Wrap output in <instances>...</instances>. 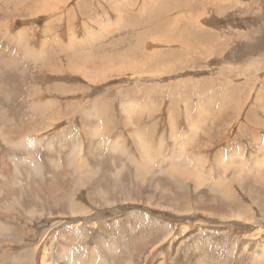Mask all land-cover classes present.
<instances>
[{"label": "rangeland", "instance_id": "374dc122", "mask_svg": "<svg viewBox=\"0 0 264 264\" xmlns=\"http://www.w3.org/2000/svg\"><path fill=\"white\" fill-rule=\"evenodd\" d=\"M250 117L264 0H0V264H264Z\"/></svg>", "mask_w": 264, "mask_h": 264}, {"label": "bare ground", "instance_id": "6f19581e", "mask_svg": "<svg viewBox=\"0 0 264 264\" xmlns=\"http://www.w3.org/2000/svg\"><path fill=\"white\" fill-rule=\"evenodd\" d=\"M202 47V46H201ZM173 124V123H172ZM175 125V124H174ZM176 127V126H175ZM174 129V128H173ZM144 147V146H143ZM142 147V148H143ZM145 148V147H144ZM143 148V149H144ZM69 159V158H68ZM33 160V159H32ZM71 160V159H70ZM258 161V160H257ZM257 163V162H256ZM32 164V163H31ZM184 164H185V162H184ZM196 165V164H195ZM228 165V164H227ZM258 165V164H257ZM185 166V165H184ZM178 167V166H177ZM183 167V166H182ZM184 168V167H183ZM190 168V167H189ZM227 168V167H226ZM225 168V169H226ZM248 169H245V167H242V169H240V170H242V174L240 173L239 174V177L241 178V176L242 175H244L245 173H243V172H245L246 170H248V171H250V172H252V174H250L251 175V177H252V175L254 176V177H256V175L258 174V173H255V172H253L252 171V169L253 170H255V167L253 166V167H247ZM85 169H86V167H85ZM88 169V168H87ZM178 170H179V168H177ZM190 169H192V168H190ZM231 169V168H230ZM149 170H151L150 168H147V167H143L142 168V171L144 172V173H148V171ZM181 170H183V169H181ZM188 170V169H187ZM77 172H79L80 173V175H83L84 174V172H83V170L82 169H77L76 170ZM171 171V170H170ZM188 171H190V170H188ZM193 171V170H192ZM184 172V171H183ZM186 172V171H185ZM184 172V173H185ZM191 172V171H190ZM194 172V171H193ZM192 172V174H196V173H193ZM221 172H223V171H221ZM180 174V175H186V174ZM247 174H249V173H247ZM202 177V176H201ZM229 177V176H228ZM185 178H186V176H185ZM195 179V178H194ZM197 179V178H196ZM195 179V180H196ZM199 179V178H198ZM83 180V179H82ZM237 180H239V178H237ZM246 180V179H245ZM156 181V180H155ZM154 181V182H155ZM78 183H80L81 184V181H77ZM224 182V181H223ZM221 183L220 184V187L221 188H219V187H213L212 188V190L210 191V192H212V194L213 193H218V194H220V197H223V198H225L226 200H227V198L229 199V198H232L233 196H232V193H231V189H230V187H231V182H229L226 186H223L224 185V183ZM212 183H214V182H212ZM19 192V191H18ZM204 192H207V191H204ZM8 193V192H7ZM9 206V205H8ZM10 208V207H9ZM2 215V214H1ZM14 229V228H13ZM18 229V228H17ZM10 230V229H9ZM6 231V230H5ZM257 254V257L259 258V259H262V260H264V249L263 250H260L259 251V253H256ZM239 256V255H238ZM48 261V260H47ZM244 262V261H243ZM255 263V262H254ZM5 264V263H4Z\"/></svg>", "mask_w": 264, "mask_h": 264}, {"label": "crops", "instance_id": "0c3cea01", "mask_svg": "<svg viewBox=\"0 0 264 264\" xmlns=\"http://www.w3.org/2000/svg\"><path fill=\"white\" fill-rule=\"evenodd\" d=\"M238 112H239V109H238ZM248 116V115H247ZM218 119V121H220L219 120V117L217 118ZM260 121H258V120H253V118H251L250 117V119H247V123H249V124H251V125H255V127H257L258 126V128H259V124H261L262 122H264V120H263V118L262 119H259ZM208 130H210V129H207V131ZM218 131H221V129L219 130L218 129ZM250 136H253V134H250ZM208 140H209V138H208Z\"/></svg>", "mask_w": 264, "mask_h": 264}]
</instances>
